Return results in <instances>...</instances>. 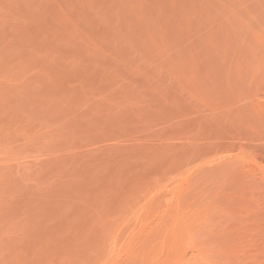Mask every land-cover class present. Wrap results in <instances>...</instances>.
<instances>
[{
  "label": "rangeland",
  "instance_id": "374dc122",
  "mask_svg": "<svg viewBox=\"0 0 264 264\" xmlns=\"http://www.w3.org/2000/svg\"><path fill=\"white\" fill-rule=\"evenodd\" d=\"M0 264H264V0H0Z\"/></svg>",
  "mask_w": 264,
  "mask_h": 264
}]
</instances>
